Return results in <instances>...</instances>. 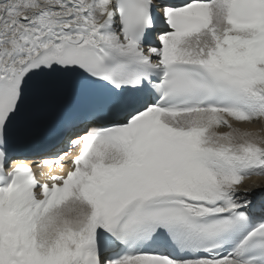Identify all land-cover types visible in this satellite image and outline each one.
Returning a JSON list of instances; mask_svg holds the SVG:
<instances>
[{"label": "snow or ice", "instance_id": "1", "mask_svg": "<svg viewBox=\"0 0 264 264\" xmlns=\"http://www.w3.org/2000/svg\"><path fill=\"white\" fill-rule=\"evenodd\" d=\"M252 176L264 0H0V264H264Z\"/></svg>", "mask_w": 264, "mask_h": 264}, {"label": "bare ground", "instance_id": "2", "mask_svg": "<svg viewBox=\"0 0 264 264\" xmlns=\"http://www.w3.org/2000/svg\"><path fill=\"white\" fill-rule=\"evenodd\" d=\"M250 127L258 129L261 127L260 123H255ZM264 186V176L253 177L245 181V187L247 188H259Z\"/></svg>", "mask_w": 264, "mask_h": 264}]
</instances>
